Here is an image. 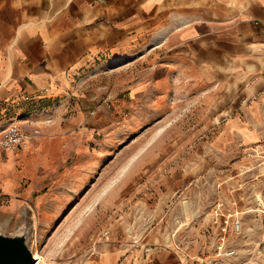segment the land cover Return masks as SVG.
<instances>
[{"label": "crops", "instance_id": "1", "mask_svg": "<svg viewBox=\"0 0 264 264\" xmlns=\"http://www.w3.org/2000/svg\"><path fill=\"white\" fill-rule=\"evenodd\" d=\"M96 65L102 76L115 66V115L132 117L118 130L195 109L197 123L187 137H197L181 145L197 149L185 163L220 165L219 186L230 194L253 191L256 178L264 181V0H0V116L16 111L1 128L21 122L33 104L66 97ZM100 114L107 124L109 107L101 106ZM22 124L38 132L20 152L14 150L21 146L4 150L13 151L8 164L20 155L33 173L50 161L41 147L55 127ZM106 144L88 150L76 166L95 167ZM91 153L95 161L88 164ZM0 178L5 187L16 182L10 171ZM164 233L150 226L81 264H190Z\"/></svg>", "mask_w": 264, "mask_h": 264}, {"label": "rangeland", "instance_id": "2", "mask_svg": "<svg viewBox=\"0 0 264 264\" xmlns=\"http://www.w3.org/2000/svg\"><path fill=\"white\" fill-rule=\"evenodd\" d=\"M109 68V75L102 76L98 65L88 67V79L72 85L66 97L33 104L20 114L25 125L55 127L41 147L50 161L30 173L20 155L8 164V152L13 151L0 147V175L16 174L13 187H5L6 179L0 178V214L14 225L30 207L34 248L50 262L81 264L158 226L167 233L164 237L171 236L173 245L187 253L190 264H264V217L255 212L258 198L264 195V181L256 178L250 183L253 191L230 194L225 184L219 186L222 179L217 173L224 169L220 165L185 163L193 160L190 153L197 149L181 145L182 139L197 137L196 132L187 137L197 123L195 109L155 116L134 131L118 130L132 117L129 112L115 115L112 92L117 85L116 75L111 74L116 70ZM123 76L127 88L128 75ZM101 106L109 107L107 124H101ZM15 116V110L2 114L0 124ZM25 130L31 137L33 130ZM105 142L95 167L76 166L88 150ZM23 146L24 142L14 151ZM93 157L87 156L88 164L95 161ZM180 173L189 177L181 180L176 176ZM171 184L175 190L170 194ZM235 212L243 217L240 232L231 224L230 214ZM224 218L230 219L225 242L237 248L234 258L217 255Z\"/></svg>", "mask_w": 264, "mask_h": 264}, {"label": "water", "instance_id": "3", "mask_svg": "<svg viewBox=\"0 0 264 264\" xmlns=\"http://www.w3.org/2000/svg\"><path fill=\"white\" fill-rule=\"evenodd\" d=\"M34 217L30 207L14 225L0 214V264H35Z\"/></svg>", "mask_w": 264, "mask_h": 264}, {"label": "built area", "instance_id": "4", "mask_svg": "<svg viewBox=\"0 0 264 264\" xmlns=\"http://www.w3.org/2000/svg\"><path fill=\"white\" fill-rule=\"evenodd\" d=\"M38 130H33V134L37 133ZM30 135L28 134V131L25 130L23 127V124L16 120L9 122L6 126L0 129V147L3 149H14L16 147H19L23 144L24 140H26ZM258 205L259 207L258 212L262 216H264V195H261V199L258 198ZM238 215V213H236ZM232 217V216H230ZM229 218V217H228ZM225 218L222 223V233L224 234L217 249V255L222 257H235L237 255V248L232 245L228 244L226 245L225 242V235L228 232V227L230 225V219ZM233 228L235 231L240 232L243 228V221L241 218L236 216L234 220H232ZM149 250V248H148Z\"/></svg>", "mask_w": 264, "mask_h": 264}, {"label": "bare ground", "instance_id": "5", "mask_svg": "<svg viewBox=\"0 0 264 264\" xmlns=\"http://www.w3.org/2000/svg\"><path fill=\"white\" fill-rule=\"evenodd\" d=\"M28 138H30V137H28ZM25 141H24V144H25ZM259 197H260V194H259ZM35 256H36L35 264H61V263L55 262V261L50 262L48 259V256L41 254L39 251H37V249H35Z\"/></svg>", "mask_w": 264, "mask_h": 264}]
</instances>
